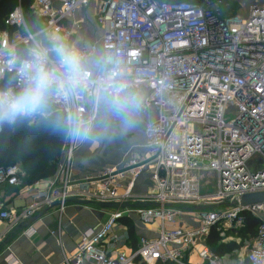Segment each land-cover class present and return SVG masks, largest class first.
Here are the masks:
<instances>
[{"label":"built area","instance_id":"1","mask_svg":"<svg viewBox=\"0 0 264 264\" xmlns=\"http://www.w3.org/2000/svg\"><path fill=\"white\" fill-rule=\"evenodd\" d=\"M90 1L34 0L33 14L48 44L30 31L21 6L10 13L5 24L15 31L0 30V82L12 76L13 84L3 89L23 86L33 54L55 63L50 49L54 40H63L61 21ZM223 2L101 0L97 21L102 37L79 50L90 58L99 50L111 58L107 79L129 91L148 90L141 109L153 108L157 118L145 126L144 153L88 177L89 191H80L73 189L70 177L79 139L67 134L58 179L34 191L22 209H1L0 221L16 228L45 207L61 215L72 199H79L107 218L81 235L73 258H64L66 264H186L192 254L202 264H221L207 245L211 229L240 227L245 214H264V202L240 204L241 196L264 192V0H254L245 20L222 17ZM94 95L89 86L83 95L62 92L51 104L66 126L78 114L93 127L100 113ZM230 107L236 112L227 116ZM38 116L28 119L33 122ZM146 174L148 186L139 193ZM207 174L213 180L205 179ZM24 178L19 165L0 168V193L23 187ZM213 183L216 191L205 192ZM103 203L133 206L103 209ZM185 214L196 220L195 226ZM129 219L156 225L157 237H142L135 250L126 251L130 238L123 221ZM254 240L247 263L264 264V221ZM14 259L12 264H20Z\"/></svg>","mask_w":264,"mask_h":264},{"label":"crops","instance_id":"2","mask_svg":"<svg viewBox=\"0 0 264 264\" xmlns=\"http://www.w3.org/2000/svg\"><path fill=\"white\" fill-rule=\"evenodd\" d=\"M100 1L101 0H91L88 6L77 9L70 18L61 21V35L66 43L78 49H83L89 48L94 43L100 41L103 34V30L97 21ZM18 6L21 5L19 4ZM40 22L38 21L36 23L34 33L38 34L37 37L40 43L48 44L49 38L45 33L41 32L42 24ZM100 56H102V53L99 50L91 58H98ZM143 90L145 89L133 92L139 93ZM106 114L111 113L100 108L98 118ZM156 118L157 113L152 109L151 116L141 126H146V124L154 121ZM96 125L97 124L94 123V126ZM94 126L92 129L95 128ZM145 126L142 129L143 138L140 139L137 144L129 148L124 147L121 151H118L116 147H113L115 150L107 149L104 143H99L100 138L96 137L94 133L91 139H79V146L74 153L70 172L71 181L74 185L73 189L89 191L90 187L86 181L88 177L97 175L106 169L119 167L130 155H142L144 153L143 145L146 141L144 133ZM120 137L122 138L121 140H125L123 135H109L106 140L109 142H112V140L119 142ZM112 156H114V160ZM62 162L63 154L59 164ZM58 175L57 169L54 175L39 180L34 184H27L24 182L25 185L23 187L4 189V191L0 193V210L11 209L17 211L22 209L30 203L32 200L31 195L34 191L46 189L48 184L58 179ZM146 176L147 174L141 178L143 184H145V188L148 186ZM29 188H32L31 191H27ZM145 188L143 190L142 187H138V192H145ZM37 215H40V217L31 224H28L23 231H20L15 236H10L15 228H11L9 224L0 221V264H12L10 262L11 258H15L14 260L18 261L20 264H66L64 258H73L76 245L81 235L88 229L99 226L105 222L107 218V216L103 217L99 209L89 206L86 203L79 202V199H72L61 215L58 214L56 208L48 207L43 208ZM184 216V219L191 223L190 220L193 219H190L188 214ZM257 217L261 221H264L263 213ZM32 219H34V217L30 220ZM130 220L131 219L123 221L127 226V234L130 238L129 243L124 246L126 251L135 250L142 237H157L158 231L156 225L144 226L138 221H135V234L132 236L127 225ZM243 227L244 225L233 228L241 230ZM237 235V232L231 233L230 236H225V241H236L240 243L241 238ZM8 237L11 239L7 240ZM254 239L255 237L244 242L245 244L241 246L240 250L234 251L223 257L219 256L221 258V264H248L246 254L253 246ZM187 259L188 261L186 264H192L190 262L191 259L199 260L193 264H202V261L196 254H192ZM84 264L92 263L85 262Z\"/></svg>","mask_w":264,"mask_h":264},{"label":"clouds","instance_id":"3","mask_svg":"<svg viewBox=\"0 0 264 264\" xmlns=\"http://www.w3.org/2000/svg\"><path fill=\"white\" fill-rule=\"evenodd\" d=\"M50 51L55 54V63L49 65L46 56L41 58L33 54L32 70L23 86L13 91L0 89V125L42 116L48 112L56 95L62 92L83 95L89 86L95 89L94 105L131 125L142 99L123 83L106 78L110 57H87L61 39L52 42ZM65 131L73 139H91L93 136L92 124L78 114L67 122Z\"/></svg>","mask_w":264,"mask_h":264},{"label":"trees","instance_id":"4","mask_svg":"<svg viewBox=\"0 0 264 264\" xmlns=\"http://www.w3.org/2000/svg\"><path fill=\"white\" fill-rule=\"evenodd\" d=\"M160 3L188 2L203 5L204 0H156ZM34 0H0V30L14 32L15 28L5 24L10 13L20 4L24 11L27 25L31 32H35L37 20L33 14ZM20 52L25 53L20 47ZM13 77L9 76L0 82V89L10 87ZM66 122L59 112H56L51 104L50 109L44 115H39L35 121L25 118L14 124H5L3 133L0 135V168L20 163L25 172V182L34 184L39 180L52 176L56 173L63 151L67 145ZM262 221L258 217L245 214V224L239 231L241 242L249 241L257 233V227ZM129 231L135 234L133 226ZM241 232V233H240ZM226 233L221 227H213L207 237L208 247L218 256L223 257L234 251L240 250L241 245L236 241L226 242ZM174 264V263H164Z\"/></svg>","mask_w":264,"mask_h":264},{"label":"rangeland","instance_id":"5","mask_svg":"<svg viewBox=\"0 0 264 264\" xmlns=\"http://www.w3.org/2000/svg\"><path fill=\"white\" fill-rule=\"evenodd\" d=\"M189 2V1H188ZM34 4V2H33ZM254 4V0H224L223 4L219 7V13L222 17L225 18H240V19H248L249 15H250V11H251V7ZM145 89V88H143ZM142 90V89H141ZM136 91H140V90H136ZM147 89L136 93L138 94L142 101L143 99L147 96ZM133 92V91H132ZM152 109H147V110H143V109H139L137 112H135L133 114L132 120L133 122L131 123V125H128L124 122V120L115 115V114H106L103 115L102 117L100 116L99 118H97L95 124H97L96 126H94L95 128L93 133L96 135V137L100 138L99 143H104V146L107 149L110 150H115L113 149V147H116L118 149V151H121L124 147H131L135 144H137V142L143 138L142 136V129L144 128V126H141L143 123L146 122V120L151 116L152 114ZM154 110V109H153ZM236 112L234 107H230L228 109V114L227 116L230 115H234ZM100 114V113H99ZM100 121H103V123H98ZM109 135L114 136V135H123V137L125 138V140H121L122 138L120 137V141H115L112 140V142H109L106 140V138L109 137ZM121 154V153H120ZM114 156H112L113 158ZM116 157V155H115ZM121 157V156H119ZM114 160V158H113ZM16 165H19L21 167L20 163H15ZM22 168V167H21ZM25 175V172H24ZM144 177V176H142ZM207 180H213V175L211 174H207L204 177ZM25 179V178H24ZM140 187H142V189L144 190L145 188V184H143L142 179L140 180ZM205 192L209 193V194H213L216 191V185L215 183H213V185H207L204 188ZM210 210V209H209ZM135 219H131L128 222V227L130 225L135 227L134 224ZM192 225L195 226L196 225V220H190ZM138 226V225H137ZM223 230H226V233L224 235H222L223 237L225 236H230L231 233L237 232V234L239 235V231L238 229L235 228H229V225L224 224L221 227ZM241 233V232H240ZM247 241V240H246ZM245 240L243 242H240L241 246H244V242H246ZM196 261H199L197 259H191L190 262L193 264Z\"/></svg>","mask_w":264,"mask_h":264},{"label":"water","instance_id":"6","mask_svg":"<svg viewBox=\"0 0 264 264\" xmlns=\"http://www.w3.org/2000/svg\"><path fill=\"white\" fill-rule=\"evenodd\" d=\"M264 202V192L261 193H254V194H247L243 195L240 197V204L242 206H247V205H254V204H259ZM133 205L130 204H119V203H103L100 205L101 208H127V207H132ZM193 209L198 210V207H193ZM40 215H37L34 217V219L29 220L27 222H24L23 224H20L17 226L15 229H13L12 233L10 236H15L18 234L20 231H23L28 224H31L33 221L38 219ZM11 238L8 237L7 240H10Z\"/></svg>","mask_w":264,"mask_h":264}]
</instances>
